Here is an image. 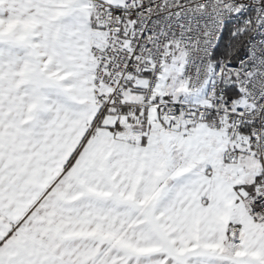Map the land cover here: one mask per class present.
I'll return each instance as SVG.
<instances>
[{
	"label": "snow or ice",
	"instance_id": "obj_1",
	"mask_svg": "<svg viewBox=\"0 0 264 264\" xmlns=\"http://www.w3.org/2000/svg\"><path fill=\"white\" fill-rule=\"evenodd\" d=\"M0 264H264V0H0Z\"/></svg>",
	"mask_w": 264,
	"mask_h": 264
}]
</instances>
